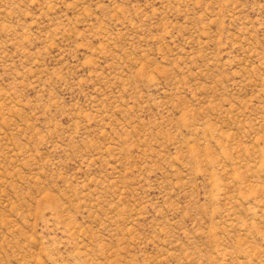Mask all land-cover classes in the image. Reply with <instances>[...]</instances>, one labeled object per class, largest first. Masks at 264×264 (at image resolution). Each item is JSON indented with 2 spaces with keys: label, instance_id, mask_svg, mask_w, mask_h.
<instances>
[{
  "label": "rangeland",
  "instance_id": "374dc122",
  "mask_svg": "<svg viewBox=\"0 0 264 264\" xmlns=\"http://www.w3.org/2000/svg\"><path fill=\"white\" fill-rule=\"evenodd\" d=\"M0 264H264V0H0Z\"/></svg>",
  "mask_w": 264,
  "mask_h": 264
}]
</instances>
